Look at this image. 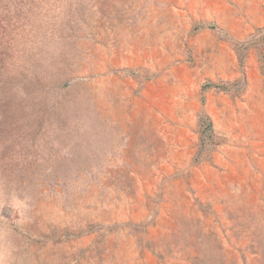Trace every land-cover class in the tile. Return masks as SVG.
Here are the masks:
<instances>
[{"label":"rangeland","instance_id":"obj_1","mask_svg":"<svg viewBox=\"0 0 264 264\" xmlns=\"http://www.w3.org/2000/svg\"><path fill=\"white\" fill-rule=\"evenodd\" d=\"M4 264H264V0H0Z\"/></svg>","mask_w":264,"mask_h":264},{"label":"clouds","instance_id":"obj_2","mask_svg":"<svg viewBox=\"0 0 264 264\" xmlns=\"http://www.w3.org/2000/svg\"><path fill=\"white\" fill-rule=\"evenodd\" d=\"M0 264H4V261L3 260H0Z\"/></svg>","mask_w":264,"mask_h":264}]
</instances>
